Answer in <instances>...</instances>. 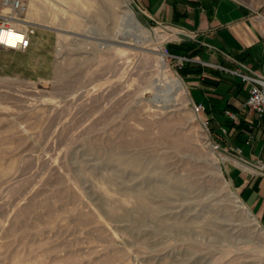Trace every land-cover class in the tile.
Here are the masks:
<instances>
[{
	"label": "rangeland",
	"instance_id": "obj_1",
	"mask_svg": "<svg viewBox=\"0 0 264 264\" xmlns=\"http://www.w3.org/2000/svg\"><path fill=\"white\" fill-rule=\"evenodd\" d=\"M19 1L35 31L25 50L0 46V264H264L235 147L173 56L194 60L172 47L184 32L135 0L151 31L130 37L125 0ZM243 1L264 18V0ZM170 76L188 95L159 88Z\"/></svg>",
	"mask_w": 264,
	"mask_h": 264
},
{
	"label": "crops",
	"instance_id": "obj_2",
	"mask_svg": "<svg viewBox=\"0 0 264 264\" xmlns=\"http://www.w3.org/2000/svg\"><path fill=\"white\" fill-rule=\"evenodd\" d=\"M156 21L178 26L192 39L180 38L172 47L192 44L195 51L184 74L195 103L230 153L228 174L243 201L264 226V119L246 106L248 88L231 70L249 66L264 76V18L243 0H135ZM189 51V52H192ZM245 69V68H244ZM237 114L231 119L226 110ZM230 120L233 126H226ZM239 126V127H238Z\"/></svg>",
	"mask_w": 264,
	"mask_h": 264
},
{
	"label": "built area",
	"instance_id": "obj_3",
	"mask_svg": "<svg viewBox=\"0 0 264 264\" xmlns=\"http://www.w3.org/2000/svg\"><path fill=\"white\" fill-rule=\"evenodd\" d=\"M1 5L8 6L10 11L4 12L0 7V46L15 50L27 49L31 44V36L35 31V27L29 22L20 26L18 22L19 18L11 14L20 13L24 8L23 4L19 0H3L0 3V6ZM173 56L183 65L193 60V58L189 56ZM231 71L239 75L248 88L249 95L246 106L254 111L257 118L264 119V76L256 73L251 67L245 65H243V68ZM194 106L197 112L205 110L202 104L195 103ZM226 113L231 119H236L237 117V114L231 109L226 110ZM226 132L227 128L223 127L220 134H225ZM216 146L218 147L219 145L216 144Z\"/></svg>",
	"mask_w": 264,
	"mask_h": 264
},
{
	"label": "bare ground",
	"instance_id": "obj_4",
	"mask_svg": "<svg viewBox=\"0 0 264 264\" xmlns=\"http://www.w3.org/2000/svg\"><path fill=\"white\" fill-rule=\"evenodd\" d=\"M125 1H126L127 10H126L124 19H126L127 22H126V29L123 31V34L130 37V36H137L140 34L144 35V33L150 32L151 28L145 26L136 18L135 11H134L133 7L131 6L130 1L129 0H125ZM178 33H179V31L177 29L168 28L163 33V35L165 37L166 36L175 37L178 35ZM161 54H162L161 55L162 59H164L166 56V53L161 52ZM159 88H165L167 91V94L169 96H171L173 101H177L179 99V97L182 95H188L187 86H186L185 82L183 81V79L179 76H170L168 78V80L159 83ZM236 198H237V201L240 203L237 195H236ZM250 215H251V213H250Z\"/></svg>",
	"mask_w": 264,
	"mask_h": 264
},
{
	"label": "water",
	"instance_id": "obj_5",
	"mask_svg": "<svg viewBox=\"0 0 264 264\" xmlns=\"http://www.w3.org/2000/svg\"><path fill=\"white\" fill-rule=\"evenodd\" d=\"M133 9H134V11H135L136 18H137L142 24H144L145 26L150 27L151 24H150V21H149L147 15H146L144 12H142L140 9H138V8L135 9V8L133 7ZM179 37L182 38V39H186V40H190V39H192L191 36H190L189 34H187V33H179ZM251 215H253V213H251Z\"/></svg>",
	"mask_w": 264,
	"mask_h": 264
},
{
	"label": "trees",
	"instance_id": "obj_6",
	"mask_svg": "<svg viewBox=\"0 0 264 264\" xmlns=\"http://www.w3.org/2000/svg\"><path fill=\"white\" fill-rule=\"evenodd\" d=\"M183 46L185 45L186 47H182L183 48V54H190V55H195V51H192V44H190L189 42L183 41ZM168 50L170 51V47L168 48ZM192 51V52H189ZM192 64V62L187 63V65H185L182 69V72L185 74L188 71H192V69L190 68V65ZM226 126H233V123L230 122V120L225 123ZM239 127V126H238Z\"/></svg>",
	"mask_w": 264,
	"mask_h": 264
}]
</instances>
